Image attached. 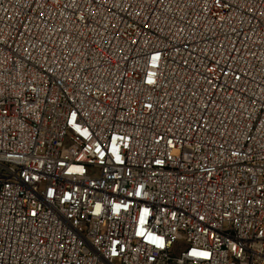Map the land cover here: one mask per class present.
<instances>
[{"label": "built area", "instance_id": "built-area-1", "mask_svg": "<svg viewBox=\"0 0 264 264\" xmlns=\"http://www.w3.org/2000/svg\"><path fill=\"white\" fill-rule=\"evenodd\" d=\"M0 264H264V0H0Z\"/></svg>", "mask_w": 264, "mask_h": 264}]
</instances>
